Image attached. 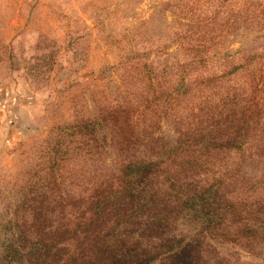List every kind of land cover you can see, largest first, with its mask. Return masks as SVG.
Masks as SVG:
<instances>
[{
  "label": "rangeland",
  "instance_id": "1",
  "mask_svg": "<svg viewBox=\"0 0 264 264\" xmlns=\"http://www.w3.org/2000/svg\"><path fill=\"white\" fill-rule=\"evenodd\" d=\"M100 222L126 264H264V0H0V264Z\"/></svg>",
  "mask_w": 264,
  "mask_h": 264
},
{
  "label": "trees",
  "instance_id": "2",
  "mask_svg": "<svg viewBox=\"0 0 264 264\" xmlns=\"http://www.w3.org/2000/svg\"><path fill=\"white\" fill-rule=\"evenodd\" d=\"M140 172H137L138 175ZM208 189L206 187H203V189H198V194H189L186 196V201L191 200L193 203V209L199 212V206L200 208L203 207L202 204L198 205L197 199L199 198L200 200H203V192H207ZM185 201V202H186ZM105 202V201H104ZM107 202V201H106ZM202 203V202H201ZM103 209V205L101 200H96L95 202H92L91 206V216L88 217L86 221H84V227H89L97 222V216L99 217V211ZM132 209V208H130ZM210 208L208 207L207 210H204L205 213H208V210ZM94 215L96 217H94ZM166 220L165 217L159 218V223L162 222L163 220ZM211 219V218H210ZM209 220V219H208ZM129 223L130 220L128 218ZM210 221V220H209ZM221 222V221H220ZM154 223V222H153ZM105 224L104 222H100L98 224V227L100 228H95V232L92 231L91 234H88L87 237L90 240V244L88 245L89 248H86L89 252L85 255H81L79 258L76 256H71L70 258H73V260L66 262L65 264H126L125 263V258L124 254L122 252V247L124 244H122V237L126 234L125 230H120V229H115V225H108ZM192 242V241H191ZM189 241L186 242H180L177 245V248H173L174 245H171V249L169 250V253L167 255L168 261L165 264H195L194 259L192 257V252L193 250V245L195 243H191ZM194 242V241H193ZM32 244H43V241L35 239ZM122 244V245H121ZM44 247V246H43ZM51 249H48L46 253L43 254V256H40L42 252L38 253L37 259L41 258L40 260L44 262V258L47 255L51 254ZM166 257V258H167ZM152 256H147L146 258L144 256H135V259L131 260L130 262H133L137 264H144L148 259H151ZM79 263H77L78 261ZM34 264H42V263H34ZM62 264V263H61Z\"/></svg>",
  "mask_w": 264,
  "mask_h": 264
}]
</instances>
